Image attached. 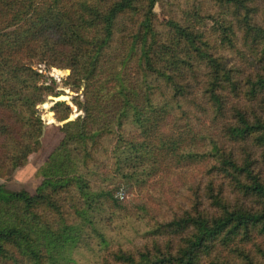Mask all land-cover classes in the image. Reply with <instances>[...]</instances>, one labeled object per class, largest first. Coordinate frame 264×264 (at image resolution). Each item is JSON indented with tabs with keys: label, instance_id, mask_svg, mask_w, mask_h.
I'll list each match as a JSON object with an SVG mask.
<instances>
[{
	"label": "trees",
	"instance_id": "16d2710c",
	"mask_svg": "<svg viewBox=\"0 0 264 264\" xmlns=\"http://www.w3.org/2000/svg\"><path fill=\"white\" fill-rule=\"evenodd\" d=\"M175 4L0 0V177L40 148L33 62L83 95L35 191L0 183V264H264V0Z\"/></svg>",
	"mask_w": 264,
	"mask_h": 264
},
{
	"label": "rangeland",
	"instance_id": "374dc122",
	"mask_svg": "<svg viewBox=\"0 0 264 264\" xmlns=\"http://www.w3.org/2000/svg\"><path fill=\"white\" fill-rule=\"evenodd\" d=\"M177 2L179 4H175L174 6L176 9L178 7H185L187 4H189V0H187V2H185V0H177ZM155 11L159 17H162L160 6L156 5ZM31 66L38 73L39 84H43L52 88V91L50 93L41 95V102L35 106V111L42 120V133L39 137L40 148L37 151H34L29 154L28 160L24 165L19 166L17 168L9 169L5 173V175L0 177V183H2L9 190L24 189L30 193H33L42 180V176L40 174V169L42 165L46 161L48 155L58 145L61 138L63 137V133L60 130V127L63 125L61 124V121L63 120L60 121L56 119V117L54 116L55 111L53 109L56 102L58 101H55L53 104H51L48 99L47 103L45 104V98L48 96H63L64 99L61 101L69 105V117H72L71 120H73L77 116H83V110L77 108V105H75L72 101V97L78 95L79 99L83 100V95L82 88L77 91H74L67 84L66 80L70 73L69 68L52 65L44 59L41 61L33 62ZM55 75L57 76L55 77ZM129 129L130 128L126 126V130ZM170 179L171 180L169 184L181 190L182 180L179 177H171ZM125 188L126 187H120V189L116 192V195H118V197L123 202L125 201L126 204L130 205L131 195L125 190ZM235 197L239 200L241 198L240 196H237L236 194L234 195L233 193L228 194V199L231 202L235 200ZM127 221L129 223H125L123 227H126L129 230H125L124 228L122 229L117 224V221L114 223L118 225L119 229L114 228L112 230V237H120V233H123L125 231L127 234V238L125 239L128 246L131 243H134V245H140L141 243L146 241V238L140 237V235H143L140 233H144L143 224L138 226H136L135 224L134 226H131V222L129 220H126V222ZM131 227H134L133 230L136 229L135 231L138 234H136L131 229ZM98 247L99 246L95 243V245L90 247L88 251L84 250L82 253L86 258H83V262L87 263L89 260L91 261L93 256H95L94 253L97 252Z\"/></svg>",
	"mask_w": 264,
	"mask_h": 264
},
{
	"label": "bare ground",
	"instance_id": "6f19581e",
	"mask_svg": "<svg viewBox=\"0 0 264 264\" xmlns=\"http://www.w3.org/2000/svg\"><path fill=\"white\" fill-rule=\"evenodd\" d=\"M57 75H55V77H56ZM48 99H49V101L51 102V104L53 103V102H55L56 100H58V99H64V97L63 96H61V95H58V96H48Z\"/></svg>",
	"mask_w": 264,
	"mask_h": 264
},
{
	"label": "water",
	"instance_id": "95a60500",
	"mask_svg": "<svg viewBox=\"0 0 264 264\" xmlns=\"http://www.w3.org/2000/svg\"><path fill=\"white\" fill-rule=\"evenodd\" d=\"M61 100H63V99H58L56 101H61ZM71 119H72V117H68L65 120L61 121V124H64L66 121L71 120Z\"/></svg>",
	"mask_w": 264,
	"mask_h": 264
}]
</instances>
